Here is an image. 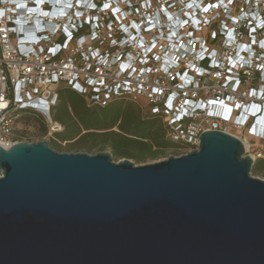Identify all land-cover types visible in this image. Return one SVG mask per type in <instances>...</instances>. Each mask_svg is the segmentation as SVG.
<instances>
[{
    "label": "built area",
    "instance_id": "1",
    "mask_svg": "<svg viewBox=\"0 0 264 264\" xmlns=\"http://www.w3.org/2000/svg\"><path fill=\"white\" fill-rule=\"evenodd\" d=\"M63 88L89 106L145 98L189 152L208 131L264 142V0H0V146L21 112L61 132Z\"/></svg>",
    "mask_w": 264,
    "mask_h": 264
},
{
    "label": "water",
    "instance_id": "2",
    "mask_svg": "<svg viewBox=\"0 0 264 264\" xmlns=\"http://www.w3.org/2000/svg\"><path fill=\"white\" fill-rule=\"evenodd\" d=\"M136 166L0 146V264H264V180L242 141Z\"/></svg>",
    "mask_w": 264,
    "mask_h": 264
},
{
    "label": "trees",
    "instance_id": "3",
    "mask_svg": "<svg viewBox=\"0 0 264 264\" xmlns=\"http://www.w3.org/2000/svg\"><path fill=\"white\" fill-rule=\"evenodd\" d=\"M125 101L116 100L106 107L89 106L83 96L63 88L52 112L53 120L63 130L54 135L62 142L100 144L110 148L115 158L137 163L154 160L169 148H180L167 137L160 118L143 116L134 101ZM115 127L119 132L110 131ZM83 131L87 133L82 135Z\"/></svg>",
    "mask_w": 264,
    "mask_h": 264
},
{
    "label": "rangeland",
    "instance_id": "4",
    "mask_svg": "<svg viewBox=\"0 0 264 264\" xmlns=\"http://www.w3.org/2000/svg\"><path fill=\"white\" fill-rule=\"evenodd\" d=\"M209 39V38H208ZM211 41V38L208 42ZM213 46H219V41H213ZM249 84V83H248ZM253 85V84H252ZM125 101V100H124ZM125 102H130L126 100ZM143 116L149 111V106L145 98L140 99L139 102H135ZM47 120L38 114L31 112H21L17 118L15 125V137L18 142L24 143H39V142H48L50 147L60 153H86L89 155H96L98 153H110L112 150L107 147L104 148L100 144L92 145V143H78L76 140L62 142L55 137V135H49V128L47 125ZM44 127L47 132H44ZM110 131L119 132L118 128L115 127ZM228 134H231L239 138L246 146H251L256 151L258 148L261 150L263 159L256 161L254 166L251 169V176L264 180V142L259 140L257 137H251L247 132L239 129H229ZM87 133L83 131L82 135ZM104 149V150H103ZM189 151L185 148H169L163 152L162 155H159L154 160H147L145 163H137L134 160H131L136 166H143L147 164H153L169 159L170 157H180L186 155ZM249 156V154L245 153ZM113 156V155H112ZM115 163L122 162L124 159H117L113 156Z\"/></svg>",
    "mask_w": 264,
    "mask_h": 264
},
{
    "label": "clouds",
    "instance_id": "5",
    "mask_svg": "<svg viewBox=\"0 0 264 264\" xmlns=\"http://www.w3.org/2000/svg\"><path fill=\"white\" fill-rule=\"evenodd\" d=\"M262 112H263V115H264V107L261 105V113H262ZM247 117H248V115H244V114H243V117H242V118H243L244 120H247V119H248ZM261 117H262V116H261ZM255 124H256V126H258L259 121L256 120V121H255Z\"/></svg>",
    "mask_w": 264,
    "mask_h": 264
},
{
    "label": "bare ground",
    "instance_id": "6",
    "mask_svg": "<svg viewBox=\"0 0 264 264\" xmlns=\"http://www.w3.org/2000/svg\"><path fill=\"white\" fill-rule=\"evenodd\" d=\"M263 123H264V119H262V125H263ZM259 125V124H258Z\"/></svg>",
    "mask_w": 264,
    "mask_h": 264
}]
</instances>
